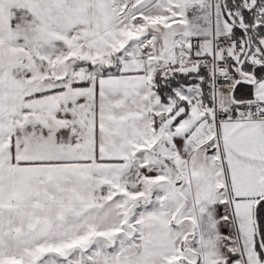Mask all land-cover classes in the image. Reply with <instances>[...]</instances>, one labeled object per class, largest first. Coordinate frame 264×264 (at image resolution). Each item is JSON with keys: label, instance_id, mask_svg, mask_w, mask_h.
Masks as SVG:
<instances>
[{"label": "snow or ice", "instance_id": "obj_1", "mask_svg": "<svg viewBox=\"0 0 264 264\" xmlns=\"http://www.w3.org/2000/svg\"><path fill=\"white\" fill-rule=\"evenodd\" d=\"M0 264H264V0H0Z\"/></svg>", "mask_w": 264, "mask_h": 264}]
</instances>
